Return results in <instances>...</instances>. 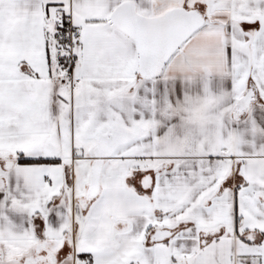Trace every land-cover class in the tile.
Returning a JSON list of instances; mask_svg holds the SVG:
<instances>
[{"label":"snow or ice","instance_id":"6c2138e0","mask_svg":"<svg viewBox=\"0 0 264 264\" xmlns=\"http://www.w3.org/2000/svg\"><path fill=\"white\" fill-rule=\"evenodd\" d=\"M0 264H264V0H0Z\"/></svg>","mask_w":264,"mask_h":264}]
</instances>
